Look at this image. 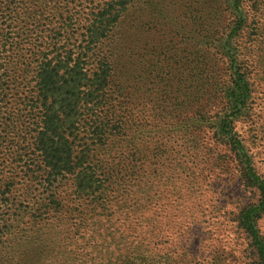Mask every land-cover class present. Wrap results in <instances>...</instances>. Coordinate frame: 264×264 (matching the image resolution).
Here are the masks:
<instances>
[{
  "label": "trees",
  "instance_id": "1",
  "mask_svg": "<svg viewBox=\"0 0 264 264\" xmlns=\"http://www.w3.org/2000/svg\"><path fill=\"white\" fill-rule=\"evenodd\" d=\"M132 1L0 0V158L7 163L0 168L7 176L0 178V204L33 184L49 193L44 214L68 217L76 247L93 216L105 231L110 220L118 223L121 240L143 223L147 229L139 219L157 196L152 181L159 172L172 166L175 180L204 181L233 165L244 189L258 193L237 221L257 264H264L255 225L264 212V182L242 155L234 129L249 100L245 73L231 61L227 83L210 80L207 59L186 38L180 53L168 44L157 51L141 76L140 83L149 78L147 88H137L133 73L121 76L125 64L114 66L105 50ZM233 7L237 12L239 4ZM210 40L202 45L214 47ZM219 43L216 54L224 58L229 44ZM188 48L195 53L184 62ZM166 61L184 74L176 80ZM187 75L202 83L182 82ZM139 105L148 106L150 140L136 131ZM163 233L147 245L164 244Z\"/></svg>",
  "mask_w": 264,
  "mask_h": 264
},
{
  "label": "rangeland",
  "instance_id": "2",
  "mask_svg": "<svg viewBox=\"0 0 264 264\" xmlns=\"http://www.w3.org/2000/svg\"><path fill=\"white\" fill-rule=\"evenodd\" d=\"M234 3L239 4L237 12ZM120 22L105 50L111 51L114 66L125 64L121 76L133 73L137 88H147L150 80L142 84L141 76L157 51L168 44L180 53L186 38L190 47L197 48V55L207 59L210 80L227 83L230 72L225 70L231 61L236 63L239 73H245L249 100L234 129L242 155L264 182V0H133ZM210 39L215 48L202 45ZM192 40L201 44L194 46ZM219 42L229 44V50L222 52L224 58L216 54V48L223 47ZM192 53L188 48L182 54L184 62ZM170 58L172 54H167L166 60ZM163 65L172 66L176 80L184 74L185 68L178 71L171 61ZM187 77L182 82H194L196 87L202 83ZM140 93L139 89L138 98ZM147 107L137 106L136 131L150 140L153 128L148 125ZM3 160L0 168L7 164ZM229 167V173L217 172L204 181L192 177L179 181L170 166L152 181L157 196L151 198L150 212L139 219L148 222L147 229L143 223L136 235L120 240L123 229L118 223H105L110 227L105 231L103 220L93 216L77 247L70 240L68 217L52 211L44 214L41 207L49 193L29 184L26 191L14 192L0 204V264H85L88 260L96 264H257L237 217L240 209L257 203L258 193L245 190L234 166ZM0 178L7 176L3 172ZM255 225L264 240V212ZM159 229L168 231L163 233L164 244L147 245Z\"/></svg>",
  "mask_w": 264,
  "mask_h": 264
}]
</instances>
